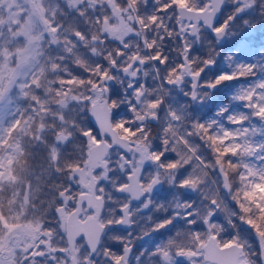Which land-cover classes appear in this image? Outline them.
<instances>
[{"label":"snow or ice","instance_id":"6c2138e0","mask_svg":"<svg viewBox=\"0 0 264 264\" xmlns=\"http://www.w3.org/2000/svg\"><path fill=\"white\" fill-rule=\"evenodd\" d=\"M264 0H0V264H264Z\"/></svg>","mask_w":264,"mask_h":264},{"label":"rangeland","instance_id":"374dc122","mask_svg":"<svg viewBox=\"0 0 264 264\" xmlns=\"http://www.w3.org/2000/svg\"><path fill=\"white\" fill-rule=\"evenodd\" d=\"M250 42L259 48L261 43H264V36H261L259 34H252Z\"/></svg>","mask_w":264,"mask_h":264}]
</instances>
